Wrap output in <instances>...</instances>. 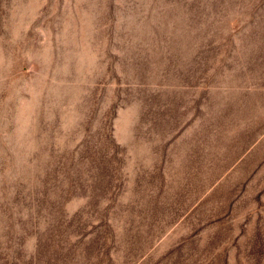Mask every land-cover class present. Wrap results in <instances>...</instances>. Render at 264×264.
I'll return each instance as SVG.
<instances>
[{"label":"rangeland","instance_id":"obj_1","mask_svg":"<svg viewBox=\"0 0 264 264\" xmlns=\"http://www.w3.org/2000/svg\"><path fill=\"white\" fill-rule=\"evenodd\" d=\"M0 264H264V0H0Z\"/></svg>","mask_w":264,"mask_h":264}]
</instances>
